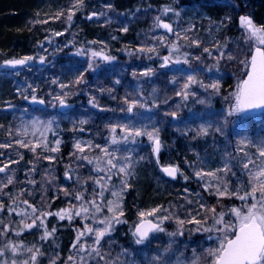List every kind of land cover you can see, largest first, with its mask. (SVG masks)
<instances>
[{
	"label": "trees",
	"instance_id": "16d2710c",
	"mask_svg": "<svg viewBox=\"0 0 264 264\" xmlns=\"http://www.w3.org/2000/svg\"><path fill=\"white\" fill-rule=\"evenodd\" d=\"M231 1L177 0V4H173L169 0H153L152 3L150 1L151 4L147 8L141 9L138 3L144 2L143 0H83V4L77 6L78 10H73L76 0H0V63L25 57L34 58L28 60L21 67L12 69L21 70L23 76L26 75L27 77L26 81L16 76L4 87L5 78L0 76V143L2 141L11 143L10 148L0 147V154L15 150L18 159L20 152L24 155L26 153L28 160L34 164L37 173L31 179L40 183L39 189L37 184L31 195H29L30 192L24 193L22 199L32 201L40 208L42 198L43 203L47 204L48 194L49 197H53L50 181L59 179L63 173L61 164L64 159L67 158L69 161L75 159V155L70 152V140L77 138V133L80 135L89 133L94 135L93 137L103 139L105 136H109L110 127L108 126L128 122L132 124L138 119L140 116L138 113L141 110L139 106L137 109H133L131 113L127 112L126 109L136 98V93L130 92L127 85L130 82L137 84L139 81L142 93L147 98V104L155 109L152 122L156 124L154 127L159 129V137L164 145V152L160 155V163L180 165L189 179L184 182L180 176L176 182L168 180L159 171L152 157L150 162L139 164L135 174L129 180L131 186L124 194L126 201H124L123 219L127 220V223L119 224L113 231L115 235L114 244H108L107 239H105L102 242V247L103 252L108 257H113L116 254L120 256L121 245H123V252L131 251L134 253V262L150 264V260L136 251L132 243L131 229L137 220V212L149 210L158 205L164 207L171 205L175 212H178L180 218H187L186 213L197 206H193L192 203L187 205L189 203L185 197L187 200L192 201V199L188 193L184 192V189L187 188L189 193L193 190L204 195L194 172L207 167V165L213 168V161L217 159L215 157L217 150L209 141L210 138L215 137V143L220 144L222 141L226 142V139L222 138L227 135L228 150L230 151L231 146L233 147L236 139H238L239 129L243 126L239 128V124H235L234 127L233 124L238 121L234 116L227 117V123H225V115L222 114L227 110V107H224L230 104L227 102L230 96L229 91L221 88L217 94L211 88L206 90L198 85L194 91L197 98L213 95L211 99L215 101V104L211 105L213 108L215 107L213 110H218V112L213 113L215 123L209 134L197 136L196 132L201 125L199 120L189 118L188 109L191 108L192 104L189 103L187 106L185 103L179 102L177 93L183 80H177L171 84V81L174 80L173 71L167 66L161 67L163 60L157 58L158 55L169 56L170 51L167 47L152 42L148 36L152 37L151 39L158 36L165 37L166 41H172L167 33L164 35V32L156 26V17L168 22L163 19H169V16L164 17L163 10L170 6L174 10L172 14L176 18V22L173 23L174 29L179 31L181 36L178 42L181 51L187 55L189 63L195 67L198 65L197 60L203 57L205 63L211 66L212 63L219 62L221 59L218 56L217 45L226 44L227 47L221 50L229 47V51L234 42L242 38L243 34L238 22L240 15H251L257 24L264 23V0ZM246 1L248 4H245ZM253 1H255L254 4ZM178 8L181 11L189 8L204 11L213 19V23L210 22L206 25L202 35L197 31L186 32L181 21L182 17L176 13ZM69 10L74 12L71 22L67 20ZM106 10L113 20L125 24L127 31L119 30L118 24H114V22H103L105 17H100L98 12ZM91 12L92 14L95 13L96 16L93 20L89 19L92 15ZM231 14L233 16L232 21H234L232 23L226 19ZM169 21L172 23L171 19ZM221 21L226 26H219ZM79 23H84V25L81 27ZM97 25L99 27H96ZM56 33H61V35H56ZM185 36L188 39H184ZM83 37H86V41L83 40ZM192 40L199 41V45L193 44ZM107 43L112 46L106 45ZM147 43H154L155 50L153 52L147 51ZM205 48H208L210 52H205ZM141 49L144 51H140ZM93 51L102 52L103 55L112 57V59L106 61L102 57H92ZM81 52L84 54L81 55ZM40 57L44 58L43 62H41ZM65 63L70 66L66 67ZM89 63L93 65L95 71L88 69ZM78 64H81V67L85 66L84 71ZM73 65L75 66L74 69L71 68ZM148 68L154 69L152 78L147 79L144 75L138 74V72ZM110 70H115L116 73L113 72L115 76L123 75L125 77L118 83L114 75L108 79ZM59 76H64L65 80L59 82L57 80ZM78 77L82 78L78 83H74ZM226 77L229 78L230 74ZM202 78H206V76ZM104 80L105 83H103ZM53 81L67 85V87L62 89L58 83H53ZM102 87L106 90L100 93ZM32 95H35L38 100H44V105H50L49 101L53 102L56 106L55 109L44 112V105L34 103L31 100ZM25 96L28 97L27 100L24 99ZM56 96H61L70 105L64 103L62 106L54 99ZM92 98H95L94 102L99 107H94L92 103H89ZM51 105L53 104L51 103ZM23 110L25 112L28 110L30 114L42 112L43 116L52 117L54 130L47 144L50 148L57 147L54 141L59 137L61 145L59 144L58 151L45 152L42 148H37V152L34 154L27 152V149L17 144V132L21 125L19 120L23 115ZM171 112H176L178 121L171 115H166V113ZM258 119L264 122V113L256 117L249 116L247 120L252 126L247 125L248 127L245 129L257 132L260 129L256 125ZM81 120L88 122L80 124ZM176 123L178 126L174 128ZM216 127H221L223 134L215 132ZM81 128L83 131H80ZM28 134L31 136L32 133L29 131ZM98 152L99 149H96L89 155L93 156ZM37 155L40 156L39 159L36 158ZM44 156H51L54 159L53 161L44 159ZM232 157H234L233 154ZM89 167V163L80 161L79 174L88 176L87 169ZM51 168H57L56 174L52 178L47 176V174L53 175ZM41 173L45 175V179H43L44 175H40ZM230 177L232 178L229 173L227 178L230 179ZM73 185L74 187L79 186ZM231 185L234 186L233 180H231ZM82 187L90 188L95 187V185L91 184V181H87V184ZM63 189L73 191L70 186L69 188H61L55 205L60 201H65ZM206 204L210 208H215L216 212H227L228 208L239 206L240 201L235 197L231 199L224 197L218 200L216 196H212ZM208 214L211 215L210 213L205 215ZM209 221L212 222L211 219H208ZM173 222L175 220L170 219L169 223L163 226L172 229ZM74 228H78V225H74ZM68 234L69 239L73 237L72 232H68ZM67 240V238L64 239L65 242ZM122 263L126 264L125 261ZM127 264L130 263L127 262Z\"/></svg>",
	"mask_w": 264,
	"mask_h": 264
},
{
	"label": "snow or ice",
	"instance_id": "6c2138e0",
	"mask_svg": "<svg viewBox=\"0 0 264 264\" xmlns=\"http://www.w3.org/2000/svg\"><path fill=\"white\" fill-rule=\"evenodd\" d=\"M83 0H76L73 5V10H78L77 6L82 5ZM73 10H69L67 20L72 21ZM166 14L173 9L166 7L164 10ZM95 15V13H93ZM179 15V13H177ZM91 19V17H89ZM230 20L231 18H226ZM157 27H162L168 32H172L177 39L181 38L180 32L175 31L171 24L165 23L160 17H156ZM238 22L242 30L243 39L245 44L248 46L247 55L240 63L244 66L243 77L238 80L235 90L230 93L231 102L225 113V123H227V117L240 114H251L257 110L264 111V23L257 24L251 15H240ZM219 26H226L221 21ZM124 31H127L125 28ZM191 31V29H187ZM61 35V33H56ZM161 41L163 37L159 38ZM184 39H188L187 36ZM193 44L199 45V41L192 40ZM173 48L177 45L173 44ZM227 45H217V52L220 58H224V52L222 48H226ZM155 49L148 48V52H153ZM140 51H144L141 49ZM205 52H210L208 48L204 49ZM81 55L84 53L81 52ZM211 54V53H210ZM92 57H102L104 60H110L112 57L103 55L102 52L93 51ZM232 55H228L227 59H234ZM34 59L33 57H25L18 60H8L6 63L11 66L24 65L28 60ZM41 62L44 58L40 57ZM163 63L161 67H166L171 61L168 56L162 58ZM185 59L184 63H187ZM175 63H180L176 60ZM88 69L95 71L91 63L88 64ZM154 69L148 68L142 75H151ZM133 75H136L133 73ZM82 77H78L74 83H78ZM53 83H58L53 81ZM118 83V81H117ZM199 85L200 87L213 89L219 94L220 85L217 82L205 85L203 81L198 80L194 75H188L186 82L182 86L181 92L178 95H183L187 99L188 95L195 96V92L186 91L190 89L192 85ZM60 88H65L67 85L59 84ZM28 99L27 96L24 97ZM62 106L64 100L61 96L54 97ZM31 100L34 103L44 104L45 101L37 99L35 95H32ZM95 98H92L89 103H92L94 107H99L95 102ZM138 102H132L126 109L127 112L131 113L133 108L137 106ZM200 103H204L203 100ZM139 107H144V104H139ZM123 110V109H122ZM171 115L173 118L176 117V112L166 113ZM88 121L81 120L80 124H85ZM52 121H48L46 124L43 121H33V127L37 124L44 126V131L52 130ZM111 133L115 134L117 127L121 129L123 133L119 138L116 135L112 136L111 144L116 145L120 143L125 144H138L142 143L138 138L147 137L149 141L150 156L154 159L159 171L165 176L172 179H176L177 176H181L184 180H188L189 177L184 174L180 165L174 163L161 164L160 153L162 147V141L159 138V129L153 127L151 130L148 129L147 125L135 126L131 123H120L117 125H110ZM211 125L205 127L201 125L196 132L197 136H207ZM83 131V128L80 129ZM215 132H222L221 127H216ZM11 134V133H9ZM41 139L35 143L25 142L24 140L16 141L20 147L28 148L29 151L36 154L37 148H42L45 152L58 151V146L61 143L59 139L55 140L54 143L57 147L50 148L47 142L43 139L44 133L41 132ZM241 145L247 147L252 145L256 148L257 159H253L247 152H244V147L238 148L240 152H244V156L247 158L246 162H242L241 166L244 171V175L247 177L246 181H238L237 185L232 186L231 180L227 177L229 173L231 176H235L236 173L232 171L231 164L229 161H225L222 168H217L214 171L205 172L202 168L194 172V176L199 180L204 181L202 187L209 195H214L218 198L227 197L229 199L235 197L242 203L239 206H232L228 208L227 212L217 213L215 208H207L205 204L196 201L197 207L192 211L186 213L187 219H181L175 211L172 210L173 206L164 207L158 205L149 210H139L137 212V220L134 222L131 234L134 237L136 244H144L149 241L150 236H154L157 233H165L164 222L170 219L183 226L187 224H194V229H189L192 232H215L216 245L215 247H209L204 250L201 255H197L195 249H193V259L190 264H201V259H204V264H264V141L259 146L252 144L250 140H241ZM10 145L0 144V147H9ZM96 148L100 149L101 155H98L94 159L89 160L87 155H82L80 158L88 160L89 164H95L94 171L96 173H103V175L90 176L88 179L92 180L93 187L91 191L84 188V191L69 192L67 189H63L65 196H72L78 203L68 202V206L60 208L55 212L49 211L51 203L44 204L42 198V206L37 208L35 205L30 204L28 200H19V197L27 191L22 190L13 196L11 193L4 192V189L8 185L13 184V176H6L4 181H0V195H6L10 199V204L5 205L2 199H0V213L7 212L9 215L16 213L21 218L19 221H7L0 217V264H39L38 258L43 256L40 247L33 244L31 247L23 246L20 243L14 242L9 238V233H15L17 236L21 234V231H30L33 228L42 229V235L40 240H47L49 237H54L56 228L53 227L51 230L48 229L46 220L49 216H55L58 220H68L69 224L74 219L79 218L82 221V227L76 228V238L72 243V249L75 250L76 256H68L65 264L68 261H72L73 264H87L88 258H99L104 260L105 264H110L105 260L106 254L103 252L102 241H105L106 237H111L112 232L115 230L117 224L127 223V220L123 219L124 207L123 200L124 194L127 189L131 186L128 182L129 178L133 175V169L138 161H134L132 156L125 155L123 157L117 156L119 149L109 152L108 147H103L99 144L93 145L91 141H77L74 144V148L80 153L85 152V148ZM131 151V150H129ZM73 155H76L74 152ZM40 158L39 155L36 157ZM44 159L52 160L54 157L44 156ZM21 159L23 156L21 155ZM145 157L141 156L139 160H144ZM18 163V161H15ZM31 163V161H29ZM8 167L5 164L0 167V173L5 172ZM31 172H35L36 169L33 167L30 169ZM68 179H72V176L68 172L65 173ZM117 176L120 178L119 185L112 182V177ZM77 182H80L79 176L76 177ZM27 183L35 184L36 181L28 180ZM83 184H87V181H83ZM82 184V186H83ZM185 193L191 195L188 189H184ZM87 193V195H85ZM107 194V195H106ZM31 195V193H29ZM200 197V193L195 194ZM111 197V199L108 198ZM187 203L191 204L193 201L187 200ZM202 199V197H201ZM27 205V208H21L17 211V205ZM30 209L31 211H29ZM201 210L206 213H210V216H204L202 219H197V216H201ZM225 215H230L232 219L226 220ZM208 219L212 220L211 225H208ZM30 221V222H29ZM170 238L176 237L177 235H183V230L178 228L177 231L166 233ZM208 239H213L209 236ZM91 240V243H89ZM174 240L170 241L167 247L163 249L161 255L153 256L150 258V264H167V261L163 260V255L167 254L173 247ZM23 247L24 251L29 253L27 259L17 261L15 258ZM11 254V257L7 254ZM86 253V255H81ZM78 257V259H77ZM59 256L57 255L56 259ZM56 259H52L50 264H56ZM115 264V262H111ZM178 264H183L179 262Z\"/></svg>",
	"mask_w": 264,
	"mask_h": 264
},
{
	"label": "rangeland",
	"instance_id": "374dc122",
	"mask_svg": "<svg viewBox=\"0 0 264 264\" xmlns=\"http://www.w3.org/2000/svg\"><path fill=\"white\" fill-rule=\"evenodd\" d=\"M171 1V3H175L177 4V0H169ZM229 2H232L231 0H229ZM248 1L245 2V4ZM142 5V3H141ZM169 6V5H168ZM106 8V7H105ZM170 8V6H169ZM105 10V9H104ZM232 10V9H231ZM173 11H169L166 14L164 13V17H168L169 19H171L172 23H170L169 19H165L164 20L168 21L165 23H169L172 25L173 27V23L176 22V18L175 16H173ZM176 13L180 14V17H182V23L184 24V27L187 29H191V31H197L198 33H200L201 35L204 33V28L206 27V25L208 23H213V19H211L209 17V15L207 13H205L204 11H198V10H192V8L189 9H183L181 11L180 8H178V10L176 11ZM92 14V12H91ZM98 14L101 16L105 17V21L103 22H114V24H118L119 26V30H123L126 28L125 24H121L120 22H117L116 20H113L112 17L109 16V12L108 10L106 11H100V13L98 12ZM91 17L95 18V15H91ZM228 17H230L231 19L228 22H234L232 21L233 16L231 14V16L229 15ZM123 28H122V26ZM215 25V24H213ZM212 26V24H211ZM175 28V25L173 27V29ZM158 29H161L164 32V35H169L172 38V41H166V38L163 37V40L161 41L158 37H156L155 39H151L152 37L148 36L150 38V40L152 42H157L158 45H161L163 47H167V49L170 51V55L168 56L170 58V63L167 65V67L173 71L172 76L174 77L171 81V84H173L175 81H179V80H183L182 84L179 88V92H181L182 86L184 85V83L186 82V78L188 75H194L196 76V78L198 80L203 81V83L205 85L211 84L213 82H217L220 85V89L224 88L229 91V93H232L235 90L236 84L238 82L239 79L242 78L243 76V72H244V66L240 63L241 60L244 59V57L247 55L248 52V46L245 44L243 36H241L242 38H240L239 40L237 39L236 42H234V45L229 49H224V58L219 57L220 61L216 62V63H212L211 66L207 65L205 63L204 58L202 57V59L200 58V60L198 59V65H195V67H193L189 61L187 63H184L185 59H187V55L185 53H183L181 51V46L178 42L177 37L172 33V32H168L166 29L162 28V27H158ZM175 30V29H174ZM241 30V29H240ZM147 37V40H149ZM154 37V36H153ZM73 39V38H72ZM113 39V38H112ZM241 40V42H240ZM148 42V41H147ZM154 43L148 44L147 45V49L148 48H155ZM176 44L177 47L173 48L172 45ZM58 47V46H57ZM156 55H158V53H156ZM155 55V56H156ZM228 55H232L233 57H235L234 59H227ZM219 56V55H218ZM158 59L162 60V55H158L157 56ZM153 60L155 58H152ZM176 60H179L180 63H175ZM78 66L80 68H82V70L84 71L85 66L81 67V64H78ZM199 66V68H197ZM71 68H75V66L73 65ZM13 68H9V69H1L0 68V76H6L9 78H16L20 77L23 81L27 80L26 75L23 76L22 71H15L12 70ZM146 70H142L141 72H138V74H142L144 73ZM116 73L115 70H110L109 75H108V79H110L113 74ZM135 72V71H134ZM136 73V72H135ZM228 74H230V77L227 78L226 76H228ZM44 75V74H42ZM152 74L151 75H144L145 78L150 79L152 78ZM206 76V78H202ZM125 76H115L114 78L117 79L118 82H121L120 80L122 78H124ZM57 80L59 82H61V80H65L64 76H59V78H57ZM103 83H105V80L103 81ZM60 83H58L59 85ZM226 84V85H225ZM22 85V84H21ZM103 86V85H102ZM198 86L197 85H192L190 89H187L186 91L189 92H194L195 91V87ZM141 85L139 84V81H137L136 83L130 82L127 85V88L129 89L130 92L136 93V98H135V102L137 103V106H139V104H144V107H140L141 110L138 114H140V116H138V119L136 121H134L132 124L135 126H143V125H147L148 129L151 130L154 126H156V124H154V122H152V120H154V114H155V109L153 107H151L150 105L147 104V98L143 95L142 93V88H140ZM106 89L105 88H101L100 93H103ZM205 92V90H203ZM232 91V92H230ZM178 92V93H179ZM203 92V93H204ZM196 93V92H195ZM228 97V96H227ZM179 98V102L180 103H185L187 106H189V103L192 104L191 108L188 109L189 111V118H194L196 120L200 121V125H204L205 127H208L209 125H211L209 131H211L214 127V118H213V113L214 112H218L213 110L215 109V107L213 108V105L211 104H215V101L212 100L211 98H213V95H210L208 97H201V98H197V94L195 96L192 95H188L187 99H185L183 97V95H178ZM115 100V99H112ZM203 100L204 103H200V101ZM133 101V102H134ZM50 105L51 103L54 104L53 102L49 101ZM83 102V101H82ZM227 102H231V96H229V99ZM64 103H66V105H70L67 101ZM44 105V104H43ZM44 105V112L46 110L50 111V110H54L55 109V105ZM227 105V104H224ZM137 106L134 107L133 109H137ZM229 105L225 106L224 108H228ZM180 108V105L178 106ZM4 110V109H3ZM99 110L101 111V109L99 108ZM47 111V113H48ZM224 111V110H223ZM23 115L20 118V127H19V131L17 132V141L18 140H24L25 142H32L35 143L37 141H39L41 139V132L44 133L43 139L49 143L50 138L52 137V132L54 130L53 127V123H52V130L50 131H44V126L37 124L35 127H33L32 122L33 121H43L45 122V124L48 121H52V117L50 116H43L42 112L39 113H34V114H30L29 111L27 110L25 112V110L22 111ZM27 113V114H25ZM226 112H224L222 115H225ZM142 115V117H141ZM28 116V117H27ZM248 117L249 115L246 114H240V115H234V118L237 119L238 121H233L235 122L233 125L235 127V124H239V128L241 126H243L241 129H239V133L238 135V139H236V142L234 144V146L230 148V151L228 150V146H229V140H228V136L226 135L225 137H223L222 139H226L225 141L220 142V144L215 143L216 138L215 137H211L210 138V142L211 144H213L217 150V153L215 155V157L217 158L215 161H213V168L210 165H207V167H204L203 170L205 172L207 171H214L217 168H222L224 166L225 161H229L231 164V168L232 171L236 173L235 176H232V178L230 177L231 180H233V184L234 186L237 185L238 181H246L247 177L244 175V171L241 164L242 162H246V157L244 156V152H247L249 154V156H251L253 159H257L256 154V148L253 147L252 145H248L247 147H244V145L240 144L241 140H250L252 141V144H255L257 146H259L261 144L262 141H264V122H262L261 120L257 121V127H260V129L257 132H253V131H247L245 129V127L248 126H252L249 122H248ZM224 119V118H223ZM257 119V118H256ZM178 121V119L176 120ZM175 121V122H176ZM131 123V122H128ZM248 125V126H247ZM178 124L176 123L174 125V128H177ZM31 132V136H29V134L27 135L28 132ZM160 133V131H159ZM109 136H105L103 139H98L96 137H93L91 134H82L80 135L79 133L76 134L77 138H71L70 140V152L72 153H76L75 155V159L73 161H69L67 158L63 160V163L61 164V167L63 168V173L60 175L59 179H52L50 182V189L53 192V197H49L48 194V190H47V203H51V207L48 209L49 211H53L55 212L56 210L60 209V208H65L68 206V202L71 201L72 203H78L77 201H75L73 199L72 196H65L63 194V199L66 201H60V203H58L57 205V198L59 197V190L61 188H69V186L73 189V191H69V192H76V191H84V188H87L89 190V192L91 191V189L93 187H82L83 184V180L86 181H91L92 180L88 179L90 176H97V175H103V173H96L94 171L95 168V164H89L90 167L87 169V173L88 176H84L83 174H79L78 171V166L80 161L82 162H86L88 163V160H84L81 159L80 157L82 155H87L88 159H94L95 157H97L98 155H101L100 149L98 153L93 154V156H90L89 154L92 151H95L96 148H85V152L84 153H80L78 152L77 149L74 148V144L77 141H81V142H85V141H91L93 145L99 144L103 147H108L109 152H112L114 150L119 149V151H117V156L119 157H123L125 155H131L132 159L134 161H138V163L135 164L134 169H133V174H135L137 166H139V164H142L143 162L147 163L150 162V148H149V141L147 140V137H140L138 138L139 141H142V143H138V144H125V143H120V144H116L113 145L111 144V139L113 135H116L117 138H119L123 133L121 132V129L117 128L116 133L113 134L111 133V131H109ZM55 138V137H54ZM160 138V137H159ZM59 139V137H58ZM74 139V140H73ZM0 144H4V145H10L9 147H5V148H10L11 147V143L7 142V141H2V143ZM18 144V143H17ZM61 145V143H60ZM244 147V152H240L237 149ZM27 152L31 153V151H29L28 148ZM43 150V149H42ZM131 150V151H129ZM162 152H164V148L162 147ZM232 154L234 155V157H232ZM21 155L23 156V160L21 159ZM141 156H144L145 159L144 160H139V158ZM29 158L27 157L26 153L25 155L22 154V152H20V155H18V159H17V154L15 152V150H11L9 153L6 154H0V167H3L5 164L8 165V167L5 169V172L0 173V181H4L6 179V176L8 175H12L14 172V176H13V184L8 185L7 188L4 189V192L6 193H11L13 196H15L17 193L21 192L24 189H27L26 192L24 193H31L33 191V188H35V186H37L38 184V189H39V185L40 183L37 182L34 185L33 184H29L27 183L28 180H32L31 177L33 175H37L36 171L35 172H31L30 169L32 167H34L33 163H29ZM15 161H18V163H15ZM53 161V159H52ZM56 169L57 168H51V172L53 173V175L51 174H47V176L49 177H53L56 174ZM58 171V170H57ZM68 172L69 175L72 176V179H68L67 176H65V173ZM86 172V171H84ZM40 175H44L43 173H41ZM79 176L80 178V182L78 183L76 180V177ZM45 175L43 176V179ZM56 177V176H55ZM57 178V177H56ZM132 178V176L129 178V180ZM128 180V182H129ZM49 181V180H48ZM183 181L185 182V180L183 179ZM197 181L200 183V186L202 187V184L204 183V181L199 180V178H197ZM112 182L115 183L116 185H119L120 183V178L117 176H113L112 177ZM75 184L77 187H74ZM47 185V184H46ZM85 184H83L84 186ZM203 189V194L204 195H200V197H197L195 194L198 193L196 191H190L191 195L190 198L192 199L193 206H197L196 201L199 200L200 203L205 204V206L207 208H210L206 202L208 201L209 198H211L214 195H209L207 191H205V189L202 187ZM42 191V190H41ZM37 193V192H35ZM39 193V191H38ZM24 195V194H23ZM22 195V196H23ZM85 195H87V193H85ZM107 195V194H106ZM22 196L19 197V200H25L22 199ZM30 197V196H29ZM202 197V199H201ZM109 199H111L110 196H108ZM0 199L3 200V202L5 203V205H9L10 204V199L8 196L6 195H0ZM27 200V199H26ZM126 198L123 200V207L125 205ZM240 201V200H239ZM28 202L30 204H34V202L29 201ZM242 202L240 201V204ZM190 205V204H187ZM36 206V205H35ZM17 211H20L21 208H27V205H23V204H18L17 206ZM37 207V206H36ZM39 208V207H37ZM195 208H191L190 211L193 212V215H195V211H193ZM29 211H31L30 209H28ZM172 210L175 211V209ZM178 215V212H176ZM202 215H205L206 213L204 212V210H201ZM219 213V212H217ZM201 215V216H202ZM205 216H210L205 215ZM0 217H2L5 222L11 220V221H19L20 220V216L17 215L16 213H12L11 215H9L7 212L5 213H0ZM203 217L197 216V219H202ZM183 219V218H181ZM187 219V218H184ZM227 220L232 219V217L230 215L226 216ZM30 222V221H29ZM48 229L51 230L53 227L56 228V233L54 235V237H49L47 240H40V236L42 235L43 230L42 229H38V228H33L30 231H21V234L19 236H17L15 233H9V238H11L14 242L20 243L23 246L26 247H31L33 244H36L38 247H40L41 252L44 253L43 256L39 257V264H50V261L52 259H56L57 255L59 256L58 259H56V264H65V261H67L68 256L72 255V256H76V252L75 250L72 249V243L75 241L76 238V232L74 228V225H78V228L82 227V221L77 218L74 219L71 224H69L68 220L65 219L63 221L58 220L57 217L55 216H49L46 220ZM169 223L168 221H165L164 224ZM175 222H173V228H168V227H164L166 229L165 233H157L156 235H154L152 237V239L144 244H136L134 242V237L132 236V243L134 246V249L138 252H140L142 254V256L144 255L148 260H150V257L153 256H157V255H161L163 253V249L165 247H167V245L169 244L170 241L174 240L175 243L173 244L172 249L165 255H163V260L167 261V264H178L179 262H183V264H190V261L193 259V249H195L196 254L197 255H201L205 249L209 248V247H215L216 245V233H208V232H195V231H188L189 229H194L195 225L193 224H185L183 226L178 225L177 223L174 225ZM211 221L208 222V225H211ZM119 226V224H117L115 226V229ZM178 228H181L183 230V235H177L176 237H169L166 233H171V232H175L177 231ZM171 231H170V230ZM126 231V230H125ZM68 232H72L73 237L69 239V237H67L69 234ZM209 236H212L213 239H208ZM67 238L68 240L65 242L64 239ZM105 239H107L108 244H114L115 243V235L111 234V237H106ZM103 242V241H102ZM89 243H91V240H89ZM145 246V247H143ZM121 254L120 256L118 254H116L113 257H108L107 255L105 256V260H107L108 262H115V264H123L122 261L129 262L130 264H138V261H133L134 258V253H132L131 251L128 252H123V245H121ZM125 249V248H124ZM9 255V257H11V254H7ZM30 254L27 253L26 251H24L23 247L21 248L20 252L17 254V256L15 257L17 259V261H22L24 259H27L28 256ZM81 255H86V253H81ZM78 259V257H77ZM140 261V260H139ZM143 261V260H142ZM145 263V262H144ZM68 264H73L72 261H68ZM87 264H105L104 260H100L98 257L95 259L92 258H88ZM146 264V263H145ZM201 264H204V259H201Z\"/></svg>",
	"mask_w": 264,
	"mask_h": 264
},
{
	"label": "bare ground",
	"instance_id": "6f19581e",
	"mask_svg": "<svg viewBox=\"0 0 264 264\" xmlns=\"http://www.w3.org/2000/svg\"><path fill=\"white\" fill-rule=\"evenodd\" d=\"M144 2H140V3H138L139 5V8H141V9H143V8H147V6L149 5V4H151L152 2H153V0H143ZM150 1H151V3H150ZM254 2L255 1H253L252 3L254 4ZM141 3H142V5H141ZM156 11V10H155ZM94 18L93 17H91V19L90 20H93ZM84 25V23H79V26H83ZM94 25V24H93ZM96 25V24H95ZM96 27H99L98 25L96 26ZM139 32H140V30H138ZM138 33V32H137ZM83 40L84 41H86V37H83ZM106 45H108V46H112L110 43H107ZM114 47V46H113ZM14 60V59H13ZM16 60H18V59H16ZM7 63H6V61L5 62H3V63H0V68L1 69H9L10 67L9 66H7L6 65ZM65 66L66 67H69L70 65L68 64V63H65ZM2 78H5V80H4V87H6L8 84H9V82H10V80H11V78H9V77H7V79H6V76H2ZM54 105V104H53ZM52 106V105H51ZM176 119H177V117H176Z\"/></svg>",
	"mask_w": 264,
	"mask_h": 264
},
{
	"label": "water",
	"instance_id": "95a60500",
	"mask_svg": "<svg viewBox=\"0 0 264 264\" xmlns=\"http://www.w3.org/2000/svg\"><path fill=\"white\" fill-rule=\"evenodd\" d=\"M16 60V59H15ZM7 66H9V67H13V68H19L21 65H16V66H11V65H8V64H6ZM264 111H261V110H257V111H255V112H253V113H251V114H249V115H258V114H261V113H263ZM176 118V117H175ZM161 154V153H160ZM162 173V172H161ZM163 174V173H162ZM163 176L165 177V178H167L168 180H170V181H173V182H175V181H177L178 179H179V175L177 176V178L176 179H172V178H170V177H167V176H165L164 174H163ZM150 238H151V236L149 237V240H150ZM147 242V241H146Z\"/></svg>",
	"mask_w": 264,
	"mask_h": 264
}]
</instances>
